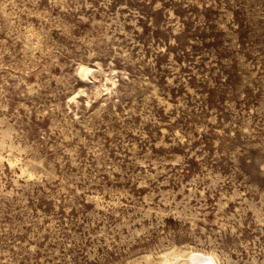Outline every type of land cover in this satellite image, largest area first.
Instances as JSON below:
<instances>
[{
    "label": "rangeland",
    "instance_id": "1",
    "mask_svg": "<svg viewBox=\"0 0 264 264\" xmlns=\"http://www.w3.org/2000/svg\"><path fill=\"white\" fill-rule=\"evenodd\" d=\"M190 251L264 264V0H0V264Z\"/></svg>",
    "mask_w": 264,
    "mask_h": 264
},
{
    "label": "bare ground",
    "instance_id": "2",
    "mask_svg": "<svg viewBox=\"0 0 264 264\" xmlns=\"http://www.w3.org/2000/svg\"><path fill=\"white\" fill-rule=\"evenodd\" d=\"M86 70H87L86 68L82 67L79 73L81 75H84L86 73ZM170 255L171 257L170 256L163 257L164 258L162 261L163 264H218V261L212 254L201 251H190L188 253H185L184 255L178 253L174 255L173 254Z\"/></svg>",
    "mask_w": 264,
    "mask_h": 264
}]
</instances>
